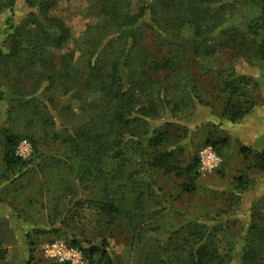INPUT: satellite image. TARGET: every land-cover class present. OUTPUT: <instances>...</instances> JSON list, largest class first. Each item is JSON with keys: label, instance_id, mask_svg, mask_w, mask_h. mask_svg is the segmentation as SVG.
Here are the masks:
<instances>
[{"label": "rangeland", "instance_id": "rangeland-1", "mask_svg": "<svg viewBox=\"0 0 264 264\" xmlns=\"http://www.w3.org/2000/svg\"><path fill=\"white\" fill-rule=\"evenodd\" d=\"M205 1L211 8L202 0H162V6L166 7L156 18L167 29L166 37L159 38L152 29L145 28L139 50L143 52L142 71L158 80L152 88L154 95L163 87L173 101L184 100L180 110H168L153 122L168 132L166 147L175 148L176 159L182 164L193 153L200 160L201 153L210 148L217 155L218 164L211 171L201 169L199 164L197 189L188 194L181 192V181L173 175L149 169L138 149L127 148L117 158L103 157L99 167L104 173L98 177L103 182L97 184L110 182L114 189L106 195L116 198L120 207L131 211L133 216L142 212L135 219L139 224L127 215L111 219L90 203V199L102 197L92 189L97 171L80 182L76 169L85 171L94 163L85 161L64 141L66 128L70 133L82 129L91 135L105 131L108 111L90 107L87 112H81L79 100L64 89V78L54 91V104L45 102L46 107H42L54 115L51 125L46 122L48 117L34 116L32 108L20 106V99L13 100L6 71H0V82L7 89L6 97L0 101V127L22 136L16 148L18 155L34 158L36 150L39 155L21 179L10 181L0 177V264H56L46 255L45 246L63 238L64 233L95 245L106 241L113 264H145L146 259L150 260L149 264H185L181 250L188 237V226L180 233L174 231L192 218L223 219V225L229 229L223 241L236 247V251H241L244 243L246 222L260 224L255 250L262 253L251 264H264V174L247 166L239 148L248 145L255 152L264 149V60L256 53L258 41L248 34L249 24L256 23L263 15L264 0ZM131 2L135 10L138 0ZM100 8L96 0H56L49 13L71 29V38L63 48H57L36 27L28 25L34 37L41 41L43 52L38 61L30 55L18 61L22 71L19 79L27 88L30 74L59 71L63 53L73 51L74 59L69 66L64 65L68 70L83 64L87 29L97 22ZM29 10L24 0H15L13 12L0 13L1 48L6 45L10 27L23 24ZM257 31L264 35L261 28ZM194 40L203 41L201 50L204 44L210 45L213 55L195 53ZM166 64L170 66L165 67ZM227 67L247 74L257 85L250 95L255 106L237 122L219 117L227 93L219 90L218 73L224 74ZM191 86L197 91L196 100L199 94L208 107L195 106L187 93ZM84 93L88 101L98 96L97 93L88 96V90ZM44 112L41 111L43 116ZM56 130L60 135L55 139ZM3 135L0 132V171ZM29 137L37 141L35 147ZM209 138L225 139L227 144L215 150L207 142ZM59 156L71 157L73 166L56 160ZM244 173L251 184L238 193L234 177ZM141 192L142 203L135 205V197ZM161 238L166 239L165 246ZM85 264H88L86 260Z\"/></svg>", "mask_w": 264, "mask_h": 264}, {"label": "trees", "instance_id": "trees-1", "mask_svg": "<svg viewBox=\"0 0 264 264\" xmlns=\"http://www.w3.org/2000/svg\"><path fill=\"white\" fill-rule=\"evenodd\" d=\"M14 1L0 0V13L7 10L13 12ZM131 1L96 0L101 8L98 12L97 22L87 29V41L82 57L83 64L72 71L68 70L64 65L69 66V63L74 59L73 51L63 53L60 56L62 66L59 71L30 74L31 81L27 88L23 80L19 79L22 71L17 65L18 61L24 55H30L34 61H38L43 52L41 41L34 37L32 29L28 25L36 27L40 35L54 43L57 48H63L69 42L71 29L62 19L49 13V10L55 7L56 0H24L30 10L23 24L12 25L7 32L6 45L4 48L0 47V71H6L8 88L13 100L20 99V106L32 108L34 116L48 117L46 122L51 125L54 124V115L48 109L43 110L42 107H46V103L54 104V91L64 78V89L70 92L73 98L79 100L81 112H87L90 107L108 111L105 131L95 132L91 135L82 129L70 133L66 128L64 141L70 144L73 150H77L85 161L94 163L85 171L81 168L76 169V175L80 182H84L85 177L92 176L97 171L96 178H93L92 189H95L97 194L100 193L102 197L90 199V203L102 215L111 219L127 215L133 220V223L139 224V221L136 222L135 219L140 218L142 212L133 216L135 214L131 211L120 207L116 198L106 195L107 192L114 189L110 182L106 181L103 186L97 184L100 182L98 181L99 173L102 175L104 173L99 167L103 157L117 158L122 156L127 148L138 149L139 154L145 157V164L149 169L173 175L181 181V192L188 194L194 193L197 189L196 181L200 176L198 171L200 163L198 156L194 153L186 163H180L176 159L175 148L166 147L169 139L168 132L153 125L154 120L161 118L168 110L178 111L184 104L183 99L173 101L169 98L163 87H159V91L154 95L152 88L154 81L158 80H153L141 69L143 65L141 61L143 52L142 49L139 50L142 46L140 44L141 35L145 28H150L156 32L159 38L166 37L167 29L162 27L156 18L166 5L162 6V0H138V6L134 10ZM202 3L210 5L205 0H202ZM261 13L263 15L256 23L249 24L248 34L258 41L256 53L260 59L264 60V35L257 31V28H261L264 33V5ZM198 42L200 41L194 40L192 44L195 53H202L206 57L213 55L210 45L204 44V49L201 50L200 45L202 46L203 41L201 40L200 44ZM164 66L169 67L170 65ZM218 74L221 82L219 90L227 93V99L221 108L219 117L230 122H237L247 116L255 106L250 95L257 90V85L250 76L238 73L234 67H227L224 74ZM86 90H88V96L96 93L98 96L88 101L89 98L84 93ZM194 92L197 91L193 86L187 90L189 97L194 100L195 106L200 104L208 107L209 104L204 102L199 94L196 100ZM6 95L7 89L0 82V101ZM41 111H45L44 116ZM0 132L4 133L0 177L10 181L21 179L38 159L37 150L34 158H23L16 152L22 136L3 130L1 127ZM59 135V131H53V138L56 139ZM29 138L35 147L37 141L33 137ZM207 142L215 150H218L222 144H227L225 139L215 141L213 138H209ZM239 148L247 166H250L258 174H264V149L255 152L248 145H240ZM56 160L65 161L69 167L73 166L71 162L73 160L69 156H59ZM234 184L237 192L242 193L250 186L251 180L244 173L234 177ZM142 197V192L136 195L135 205L142 203ZM246 224L248 227L242 238L244 243L241 251H236V247L228 246L225 243L226 240L223 241L229 231L223 225V219L192 218L179 226L174 234L183 231L185 225L188 226L189 231L181 250L185 257V264H251L262 253L255 250V243L258 242L255 235L261 226L253 221L250 223L248 221ZM55 231H59V229ZM64 234L63 238L59 239L81 250L88 264H97L99 261H102L103 264H113L106 241L95 245L68 233ZM155 234L158 235V233ZM161 240L164 241L165 246L166 239L161 238ZM235 259L238 261L235 262ZM155 260H157L156 257ZM145 261V264L150 263L148 259ZM55 263L67 264L57 261Z\"/></svg>", "mask_w": 264, "mask_h": 264}, {"label": "built area", "instance_id": "built-area-1", "mask_svg": "<svg viewBox=\"0 0 264 264\" xmlns=\"http://www.w3.org/2000/svg\"><path fill=\"white\" fill-rule=\"evenodd\" d=\"M199 163L201 169L211 171L218 164L217 155L210 148L205 149L200 155ZM45 253L59 263L85 264L86 260L81 250L68 245L61 239H56L47 244Z\"/></svg>", "mask_w": 264, "mask_h": 264}]
</instances>
